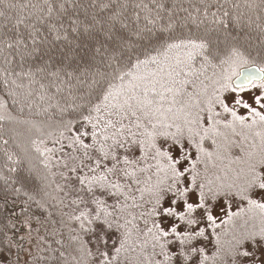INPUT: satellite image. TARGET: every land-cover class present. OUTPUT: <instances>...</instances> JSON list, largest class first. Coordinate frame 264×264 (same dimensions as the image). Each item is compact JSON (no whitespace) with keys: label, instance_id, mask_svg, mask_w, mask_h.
<instances>
[{"label":"snow or ice","instance_id":"6c2138e0","mask_svg":"<svg viewBox=\"0 0 264 264\" xmlns=\"http://www.w3.org/2000/svg\"><path fill=\"white\" fill-rule=\"evenodd\" d=\"M20 197L15 264H264V0H0Z\"/></svg>","mask_w":264,"mask_h":264},{"label":"trees","instance_id":"16d2710c","mask_svg":"<svg viewBox=\"0 0 264 264\" xmlns=\"http://www.w3.org/2000/svg\"><path fill=\"white\" fill-rule=\"evenodd\" d=\"M237 3H241L243 4L245 2V0H236ZM243 10V9H241ZM255 18V17H253ZM253 35H255V33H253ZM13 116H17L19 115V117L21 119H23L24 117L28 116V111L27 109H25V112L23 114H18L17 112H13L12 113ZM4 129L7 132L8 130H11L12 135L16 136L17 139L19 140H26L27 137L29 135H34V133H29L27 131L26 126L17 124L15 122H6L4 125ZM23 197L19 198V202L17 204H8V205H4L2 203H0V228H2L5 224H10L12 220H15L17 217H22L21 214V206H22V202H23ZM53 209L49 208V211H52ZM31 211L32 213L37 216V217H43V215L45 214L40 208H38L35 204H33L31 206ZM34 227H38V225L34 224ZM11 234V233H9ZM41 234H43V231L41 232ZM19 235H23V230L18 234L17 239L19 238ZM35 235V233H34ZM53 248L58 247L57 245L53 244L52 245ZM25 247H27V245H25ZM14 253H13V257L15 260H17V249L14 247ZM4 251V250H3ZM43 255L47 256L48 253H43ZM55 255H58V253H56ZM24 257V252H22L20 254V258ZM40 264H55V261H42L40 262Z\"/></svg>","mask_w":264,"mask_h":264},{"label":"rangeland","instance_id":"374dc122","mask_svg":"<svg viewBox=\"0 0 264 264\" xmlns=\"http://www.w3.org/2000/svg\"><path fill=\"white\" fill-rule=\"evenodd\" d=\"M14 249L12 248L10 251L5 249L4 251H0V264H15V259L13 257ZM21 261L24 259H28L31 264V257H29L28 252L24 251V257L20 258Z\"/></svg>","mask_w":264,"mask_h":264}]
</instances>
